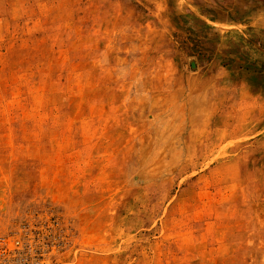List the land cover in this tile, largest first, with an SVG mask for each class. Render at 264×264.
<instances>
[{
  "label": "rangeland",
  "instance_id": "obj_1",
  "mask_svg": "<svg viewBox=\"0 0 264 264\" xmlns=\"http://www.w3.org/2000/svg\"><path fill=\"white\" fill-rule=\"evenodd\" d=\"M0 264H264V0H0Z\"/></svg>",
  "mask_w": 264,
  "mask_h": 264
}]
</instances>
